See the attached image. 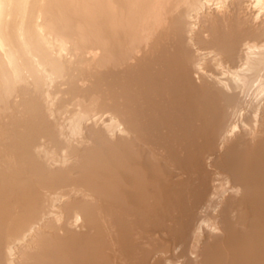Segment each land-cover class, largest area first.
<instances>
[{"label":"bare ground","instance_id":"obj_1","mask_svg":"<svg viewBox=\"0 0 264 264\" xmlns=\"http://www.w3.org/2000/svg\"><path fill=\"white\" fill-rule=\"evenodd\" d=\"M0 264H264V0H0Z\"/></svg>","mask_w":264,"mask_h":264}]
</instances>
